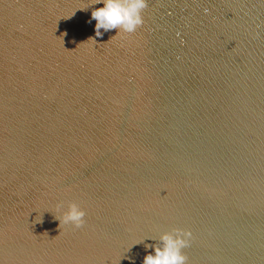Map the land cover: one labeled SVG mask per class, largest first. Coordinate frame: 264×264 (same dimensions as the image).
<instances>
[{"label": "water", "instance_id": "water-1", "mask_svg": "<svg viewBox=\"0 0 264 264\" xmlns=\"http://www.w3.org/2000/svg\"><path fill=\"white\" fill-rule=\"evenodd\" d=\"M147 5L97 37L96 0H0V264H143L176 228L187 264H264V0Z\"/></svg>", "mask_w": 264, "mask_h": 264}, {"label": "clouds", "instance_id": "clouds-1", "mask_svg": "<svg viewBox=\"0 0 264 264\" xmlns=\"http://www.w3.org/2000/svg\"><path fill=\"white\" fill-rule=\"evenodd\" d=\"M100 3H103L104 7L93 10L91 14L92 19L97 21V37L103 35L101 29L105 32L116 29L119 33L131 34L144 23L142 13L148 6L147 0H96V4ZM88 23H91V20ZM63 35L66 36L67 33L65 32ZM89 40L96 42L94 38ZM56 208L62 214V220L60 217H55L60 222L59 229L62 224L77 229L85 225L87 213L81 209L79 204L69 202L67 210H65L64 202H60ZM192 238L191 231L180 228L164 233L159 238V244L146 246L154 247L155 254L145 256L143 264H187V257L182 254V250L190 247Z\"/></svg>", "mask_w": 264, "mask_h": 264}]
</instances>
